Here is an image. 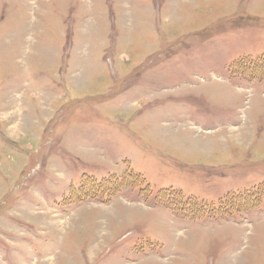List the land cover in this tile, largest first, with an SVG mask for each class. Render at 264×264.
Returning a JSON list of instances; mask_svg holds the SVG:
<instances>
[{"label":"rangeland","instance_id":"obj_1","mask_svg":"<svg viewBox=\"0 0 264 264\" xmlns=\"http://www.w3.org/2000/svg\"><path fill=\"white\" fill-rule=\"evenodd\" d=\"M262 56L264 0H0V264H264V80L232 67ZM128 170L152 196L70 203ZM168 188L261 198L188 221Z\"/></svg>","mask_w":264,"mask_h":264},{"label":"trees","instance_id":"obj_2","mask_svg":"<svg viewBox=\"0 0 264 264\" xmlns=\"http://www.w3.org/2000/svg\"><path fill=\"white\" fill-rule=\"evenodd\" d=\"M233 68H238V73L243 76L251 74L250 78L264 80V56L252 59L244 57L232 64ZM127 186L133 188L143 187L147 197L152 196L149 186L144 180L129 170L125 175L117 177L111 175L106 179L98 181L94 178L84 177L78 188L72 187L69 194L70 203L82 202L88 199H101L108 202L113 196L118 195ZM148 189V190H147ZM146 198V197H144ZM261 194L257 191H248L239 194L226 195L217 206L205 202H198L194 198H184L180 191L168 188L158 191L154 197V203L170 210L178 219L188 221L202 220L209 218H228L239 211H250L260 203ZM68 200V199H67Z\"/></svg>","mask_w":264,"mask_h":264}]
</instances>
